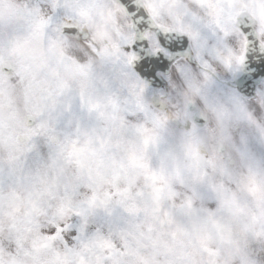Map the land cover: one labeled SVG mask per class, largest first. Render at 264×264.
Instances as JSON below:
<instances>
[{"label": "rangeland", "instance_id": "obj_1", "mask_svg": "<svg viewBox=\"0 0 264 264\" xmlns=\"http://www.w3.org/2000/svg\"><path fill=\"white\" fill-rule=\"evenodd\" d=\"M36 82L34 67L24 75L27 95ZM11 135L0 130V264H264V217L244 224L251 229L240 225L250 207L252 214L262 207L264 194L257 200L249 194L248 201L242 183L229 181L233 175L210 178L211 161L205 167L184 154L180 140L158 138L155 130L141 135L153 144L148 172L121 152L117 171L96 179L103 163L80 157L83 145L57 158L52 151L69 143L53 149L36 136L24 148ZM197 139L194 133L185 141L194 148ZM143 143L137 138L136 148ZM132 170L135 184L127 176ZM146 173L150 185L135 189ZM125 191L142 203L136 213L112 203L118 193L126 200Z\"/></svg>", "mask_w": 264, "mask_h": 264}, {"label": "flooded vegetation", "instance_id": "obj_2", "mask_svg": "<svg viewBox=\"0 0 264 264\" xmlns=\"http://www.w3.org/2000/svg\"><path fill=\"white\" fill-rule=\"evenodd\" d=\"M214 1L210 0L209 5H201L190 12L175 27L182 26L189 33L212 36L223 33L220 42L227 55L224 65L229 68L234 60L235 65L239 62L245 48V41L233 40L229 23L235 21L245 7L234 3L235 0ZM7 10V3L0 0V50L8 48V57L16 54L18 60L26 57V62L33 63L35 67L37 81V116L29 119L31 116L21 113L20 117V112L14 110V116L8 120L14 124V129H27L32 124L36 129L35 137L46 140L48 133L52 146L57 148L60 144L74 141L70 136L73 129L120 128L121 114L131 113L137 108V81L131 67L133 53L130 40L122 32V29L130 31L129 24L116 4L107 0H43L40 18L27 29L19 26V17L11 19L6 15ZM158 10L161 12L160 8ZM45 11L48 16L43 26L40 19ZM10 21L16 27L12 31L6 29ZM121 23L124 25L122 29ZM258 30L264 36L262 24ZM25 33L32 37L30 42L26 40ZM150 41L153 49L159 48L154 38ZM185 70L183 68L177 77L184 79ZM207 72L211 73L210 70ZM163 78L164 88L156 90L150 87V92L141 93L143 98L140 100L149 104V108H153L154 97L168 103L163 113L173 122L172 111L177 115L191 111V98L188 96L186 102L184 98L174 99L172 108L170 101L177 87L170 75ZM22 81L18 82L16 91L21 88ZM12 92L7 87L0 92V97L5 102L6 95ZM8 108L12 109V105ZM187 115L191 117L189 113ZM27 138L23 139L27 141Z\"/></svg>", "mask_w": 264, "mask_h": 264}, {"label": "water", "instance_id": "obj_3", "mask_svg": "<svg viewBox=\"0 0 264 264\" xmlns=\"http://www.w3.org/2000/svg\"><path fill=\"white\" fill-rule=\"evenodd\" d=\"M119 2H121V5L123 4L124 7L127 9L129 15L131 16L135 24V28L137 31H139L140 26H144V27L146 26L143 23L144 15H142V10H140V8H137L135 6V3L133 0H119ZM142 43L145 44L146 42L143 41Z\"/></svg>", "mask_w": 264, "mask_h": 264}]
</instances>
